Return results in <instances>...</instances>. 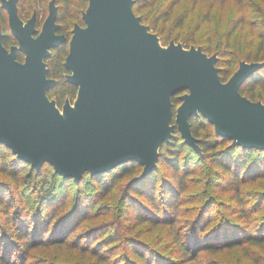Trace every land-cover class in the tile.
Masks as SVG:
<instances>
[{"label":"water","instance_id":"1","mask_svg":"<svg viewBox=\"0 0 264 264\" xmlns=\"http://www.w3.org/2000/svg\"><path fill=\"white\" fill-rule=\"evenodd\" d=\"M133 4L87 0L84 25H74L64 61L76 97L61 112L48 96L57 81L48 77L45 62L67 41L57 33L54 2L38 31L35 14L23 23L16 0H2L17 44L6 48L0 31V145L36 171L48 163L76 182L84 173L103 174L127 162L142 166L135 181L146 178L175 131L199 150L192 117L205 118L232 146L264 151V104L240 93L264 63L241 61L223 82L216 54L173 41L162 47ZM180 92L172 123V97Z\"/></svg>","mask_w":264,"mask_h":264},{"label":"trees","instance_id":"2","mask_svg":"<svg viewBox=\"0 0 264 264\" xmlns=\"http://www.w3.org/2000/svg\"><path fill=\"white\" fill-rule=\"evenodd\" d=\"M1 1L0 27L7 37L3 40V45L9 48L16 43V40L10 33L7 12L1 6ZM51 1L57 8L56 23L59 25L57 33L64 35L67 41L51 49L50 56L45 60L48 77L57 81L53 89L62 86L73 101L77 87L65 79L69 71L64 67V61L68 53L70 28H73L75 24L84 25L82 12L87 7V0H50L47 4V12ZM190 1L196 4L207 0ZM74 4L82 10L78 23L71 25L67 14L69 15L68 10ZM150 4L145 0H134L133 11L140 17L143 24V18L138 11ZM37 6L45 12L44 0H37ZM16 7L21 19L32 15L28 16L30 10L27 8L26 0H16ZM234 31L235 25L227 32L226 39ZM201 50L205 54L209 51L208 48H201ZM215 54L220 79L225 82L234 72L231 71L233 59L227 61L224 67L220 55ZM17 59L22 61L23 55L18 53ZM251 60L264 63V32L255 33L252 30ZM240 93L251 101H260L264 104V65L245 81L240 88ZM179 94L172 97L173 111L178 107L175 108V105L180 104L177 99ZM48 96L51 99L49 92ZM54 99L57 105L61 106L60 97L57 96ZM189 122L199 150L186 144L178 131H175L173 138L168 143L162 144L156 168L139 181L134 179L141 173L142 166L136 162H127L109 172L95 176L84 173L76 182L71 178L63 179L48 163L43 164L41 169L36 171L28 163L17 159L10 149L0 145V174L14 182L12 192L19 190V169L28 168L29 175L39 180L35 200L27 203L28 201H24L16 192L18 195L12 213L9 204L2 200L3 193L0 190V207L3 215L0 222V264H24L30 251L48 247L57 249L72 247L80 255L94 258L95 264H208L205 261L206 254L221 255L233 251H237L249 263L258 264L257 258L251 251L253 248L259 250L264 248V227L257 233L248 224L236 222L218 212L216 225L209 228L210 211L215 206L211 192L203 200L187 232L184 233L175 228V214L183 203L182 194L187 191L190 176L197 168H201L198 167L200 163L207 162L214 167V169L205 170L209 178V188L214 186L220 190L231 189L236 196L237 209L234 212L246 218H248L245 215L247 209L239 190L245 184L264 178V151L244 149L238 145L232 146L231 140L217 135L213 125L202 116L192 117ZM181 146L187 147L188 151L184 153L179 149ZM196 164H198L197 167H193ZM45 167L52 168L51 179L44 177ZM126 177H129V180L122 194L121 205L107 206V212H113L117 218L122 215L128 221L133 217L131 227L145 224L152 229L159 226L166 228L171 240L170 244L173 246L171 255L144 246L139 240L122 235L117 229H112L113 226L107 227L105 233L102 232L104 234L101 238L87 245L79 246L68 241L69 235L79 222L95 215V211L91 213V210L96 201L107 197L111 190ZM70 185L73 186L71 205L66 206L65 197L68 195L67 188ZM87 187H93L94 191H88ZM124 207L127 208L125 212ZM116 242L121 244V248L114 252L113 247L108 248V245L116 244ZM173 253H176L178 257L172 256Z\"/></svg>","mask_w":264,"mask_h":264},{"label":"rangeland","instance_id":"3","mask_svg":"<svg viewBox=\"0 0 264 264\" xmlns=\"http://www.w3.org/2000/svg\"><path fill=\"white\" fill-rule=\"evenodd\" d=\"M49 1L44 0L45 12H43L41 7L38 9L37 0H26L27 8L30 10L28 16L35 13L37 15L36 30L40 29L48 14L47 4ZM145 1L151 4L141 8L138 14L142 16L144 24L150 27V31L157 34L162 47H167L173 41L180 43L186 49L190 47L208 48V55L215 53L220 55L224 67L227 65V61L233 59L231 71L238 68L240 61L252 62V30L255 33L264 32V27H262L264 24V0H207L196 4L191 3L190 0ZM81 10L77 4L68 10L69 15L67 14V17L71 25L78 23ZM233 25H235V31L226 39L227 32ZM72 29L71 27L70 32ZM49 93L54 101V98L60 97L61 106H58L57 103L56 105L61 112L62 106L67 101L73 105L74 100H71L62 86L50 90ZM183 93L180 92L179 95ZM178 105H175V108ZM174 114L175 111L172 123L175 120ZM179 149L184 153L188 151L185 146H181ZM197 165L193 167H197ZM198 167L201 168H197L190 176L187 182V191L182 194L183 203L180 204L175 214V228L184 233L187 232L191 225L190 222L195 218L203 200L211 192L210 195L214 197L215 203L213 205L215 206L210 211L209 228L216 225L219 212L236 222L248 224L254 232L258 233L264 227V178L252 181V183L245 184L240 188L239 193L247 209L245 215L248 216V218L245 216L244 218L240 213L234 212L237 209L236 196L231 189L220 190L214 186L209 188V178L205 170L214 169V167H211L207 162L200 163ZM51 170L52 168L49 167L44 168L45 178H52ZM19 172V190L15 192L11 191L14 182L0 174L2 200L9 204L11 213L18 195L16 192L24 201L29 203L35 200L36 190L39 187V180L29 175L28 168L19 169ZM128 180L129 177L122 179L107 197L96 201L91 210V213L95 211V215L79 222L72 234L69 235L68 241L73 244L76 243V245L79 244V246L87 245L89 242L101 238L107 227L113 226L112 229H117L122 235L139 240L144 246L171 255L173 246L170 244L171 240L166 228L159 226L152 229L145 224L131 227L133 217L128 221L122 215L117 218L113 212H107V206L119 207L121 205L122 194ZM87 190L94 191L93 187H87ZM67 193L65 203L66 206H69L73 194L72 185L67 188ZM126 210L127 208L124 207L123 211ZM2 217L0 207V222ZM103 231L104 233H102ZM109 247H113V251L116 252L121 248V244L116 242V244L108 245ZM251 252L257 258L258 264H264V248L262 250L253 248ZM172 256L175 257L176 253H173ZM94 261V258L82 256L72 247L59 249L48 247L30 251L24 264H95ZM205 261L208 264H251L243 259L237 251L221 255L206 254Z\"/></svg>","mask_w":264,"mask_h":264},{"label":"flooded vegetation","instance_id":"4","mask_svg":"<svg viewBox=\"0 0 264 264\" xmlns=\"http://www.w3.org/2000/svg\"><path fill=\"white\" fill-rule=\"evenodd\" d=\"M1 6H2V1H1ZM32 17V15L29 17V18H25V19H21L20 17V19L22 20V21H24V22H26L27 20H29L30 18ZM35 17H36V23H37V15H36V13H35ZM37 27H38V25H37ZM0 31H1V33L3 34V39H2V43H3V40H6L7 39V37H5V34H4V32L2 31V29H1V27H0ZM38 31H39V29H38ZM9 39V38H8ZM17 44V42L15 43V44H12L11 46H13V45H16ZM10 46V47H11Z\"/></svg>","mask_w":264,"mask_h":264}]
</instances>
